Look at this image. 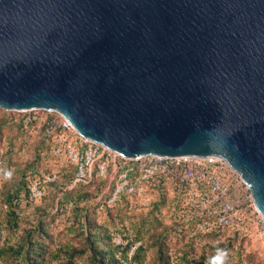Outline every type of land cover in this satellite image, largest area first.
Returning a JSON list of instances; mask_svg holds the SVG:
<instances>
[{
    "label": "water",
    "instance_id": "95a60500",
    "mask_svg": "<svg viewBox=\"0 0 264 264\" xmlns=\"http://www.w3.org/2000/svg\"><path fill=\"white\" fill-rule=\"evenodd\" d=\"M0 108L126 157H220L264 217V0H0Z\"/></svg>",
    "mask_w": 264,
    "mask_h": 264
},
{
    "label": "rangeland",
    "instance_id": "374dc122",
    "mask_svg": "<svg viewBox=\"0 0 264 264\" xmlns=\"http://www.w3.org/2000/svg\"><path fill=\"white\" fill-rule=\"evenodd\" d=\"M8 115L0 108V168L13 170L10 181L0 179V264H108L111 254L116 264H207L217 247L227 249V264H264L253 228L194 233L172 186L163 193L149 189L147 204L133 195L108 203L112 175L76 180L70 162L52 154L35 126L23 127ZM43 175L54 179L43 185L40 198L30 200L29 185ZM115 235L141 247L135 260ZM37 244L42 255L32 262Z\"/></svg>",
    "mask_w": 264,
    "mask_h": 264
},
{
    "label": "built area",
    "instance_id": "2783aa9c",
    "mask_svg": "<svg viewBox=\"0 0 264 264\" xmlns=\"http://www.w3.org/2000/svg\"><path fill=\"white\" fill-rule=\"evenodd\" d=\"M5 111L23 127L35 126L52 154L70 162L76 180H84L93 172L99 178L112 175L114 185L108 203H115L123 195H133L147 204L151 202L149 189L158 191L157 187L165 190L172 186L181 210L187 211L194 222V233L241 234L253 228L264 249V217L240 174L222 158L152 153L126 157L78 133L58 111L41 108ZM53 179L54 175H43L31 182L29 199L40 198L43 185ZM114 240L118 245L125 244L119 235ZM135 247L129 248L130 257Z\"/></svg>",
    "mask_w": 264,
    "mask_h": 264
},
{
    "label": "trees",
    "instance_id": "16d2710c",
    "mask_svg": "<svg viewBox=\"0 0 264 264\" xmlns=\"http://www.w3.org/2000/svg\"><path fill=\"white\" fill-rule=\"evenodd\" d=\"M4 111H5V110H4ZM45 141H46V140H45ZM46 145H47V143H46ZM47 147H48V149H49V146H48V145H47ZM49 150H50V149H49ZM93 173H95V172H93ZM101 179H104V178H101ZM113 185H114V184L112 183L111 186H110L109 193H108V195H107V199H108L109 194H110V192H111V190H112V188H113ZM157 188H158V193H163V192H164V188H162V187H157ZM122 197H124V195H123ZM122 197H121V198H122ZM121 198H120V199H121ZM118 200H119V199H118ZM118 200H117V201H118ZM10 202H14V201L11 199ZM191 223H194V222L191 220ZM221 233H222V232H220V231H215V232H212V233H205V234L196 233V234L206 235V236H218V235H220ZM121 247H122V249H123V253H124L125 255H127V252H128V250H129V248H130L131 246H130L128 243H126L125 245H123V246H121ZM140 249H141L140 246L135 247L134 252H133V254L131 255V258H130V259L135 260V259L138 257V254H139ZM31 253H32V255H33L31 261H32V262H36L37 257L42 255V247H40L38 244L35 245V246L33 247V249H31ZM124 257L127 258V256H124ZM116 262H118V261H116V260L113 258V255H112V254H111V255L108 257V259H107V263H108V264H116ZM165 262H166V264H169V263H168V260H166Z\"/></svg>",
    "mask_w": 264,
    "mask_h": 264
},
{
    "label": "clouds",
    "instance_id": "9594fccd",
    "mask_svg": "<svg viewBox=\"0 0 264 264\" xmlns=\"http://www.w3.org/2000/svg\"><path fill=\"white\" fill-rule=\"evenodd\" d=\"M12 178V169L0 168V179L10 181ZM228 255L227 249L217 247L214 254L208 258L207 264H227Z\"/></svg>",
    "mask_w": 264,
    "mask_h": 264
}]
</instances>
